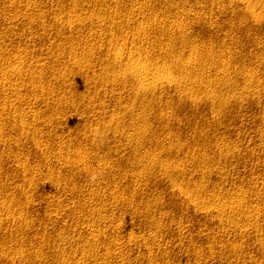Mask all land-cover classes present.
<instances>
[{"label": "rangeland", "instance_id": "rangeland-1", "mask_svg": "<svg viewBox=\"0 0 264 264\" xmlns=\"http://www.w3.org/2000/svg\"><path fill=\"white\" fill-rule=\"evenodd\" d=\"M0 264H264V0H0Z\"/></svg>", "mask_w": 264, "mask_h": 264}, {"label": "bare ground", "instance_id": "bare-ground-1", "mask_svg": "<svg viewBox=\"0 0 264 264\" xmlns=\"http://www.w3.org/2000/svg\"><path fill=\"white\" fill-rule=\"evenodd\" d=\"M249 1L250 0H248V3H249ZM129 50V49H128ZM132 50V49H131ZM208 60V59H207ZM210 60V59H209ZM198 61V60H197ZM204 61V60H203ZM186 63V66H190V67H192L193 65H196V64H194V59H192V58H190V60L188 59V60H186L185 61ZM184 63V62H183ZM196 63V62H195ZM198 63H201V62H198ZM204 63V62H203ZM198 65V64H197ZM128 67V66H127ZM151 68H153L154 69V71H153V69H151ZM161 68V67H160ZM168 68H170V67H167V70H170V69H168ZM125 69V68H124ZM156 69H158V68H156ZM162 69H163V67H162ZM194 69V68H193ZM127 70V69H126ZM129 72L131 73V74H134L135 75V77L137 78V80H138V83H139V88H141L142 90H148V89H146L145 87L146 86H148V85H151V84H155V83H157V82H159V81H161V83L162 82H167V83H169V82H172L174 79H175V77L173 78V74L171 75V74H169L168 72H166V71H163V70H161V69H159V70H155V68L154 67H148V66H146V64H144V63H137V61H133V63L132 64H130L129 65ZM176 78H177V76H176ZM177 80V79H176ZM176 80H174V81H176ZM164 84V83H163ZM137 89H138V87H137ZM141 89H139V90H141ZM141 90V91H142ZM135 91H136V89H135ZM136 94H138V93H136ZM182 187V186H181ZM179 188V187H178Z\"/></svg>", "mask_w": 264, "mask_h": 264}, {"label": "clouds", "instance_id": "clouds-1", "mask_svg": "<svg viewBox=\"0 0 264 264\" xmlns=\"http://www.w3.org/2000/svg\"><path fill=\"white\" fill-rule=\"evenodd\" d=\"M111 74H113V75H118V74H120V73H111Z\"/></svg>", "mask_w": 264, "mask_h": 264}]
</instances>
